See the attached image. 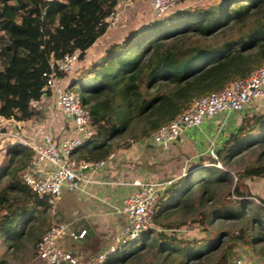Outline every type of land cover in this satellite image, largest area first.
<instances>
[{
  "label": "trees",
  "instance_id": "obj_1",
  "mask_svg": "<svg viewBox=\"0 0 264 264\" xmlns=\"http://www.w3.org/2000/svg\"><path fill=\"white\" fill-rule=\"evenodd\" d=\"M119 1L0 0V118L33 120L32 103L49 95L42 77L49 72L48 62L77 52L78 63H85L107 33L104 21ZM210 1L208 7L182 8L160 20L144 21L141 28H128L95 63L74 68V76L80 71L69 88L80 82L81 103L95 127V135L72 154L74 160L104 162L130 141L148 139L194 100L264 65V0ZM252 143L264 146V112L243 117L210 162L235 158L240 148ZM32 156L30 149L14 148L0 172V241L16 249L28 239L36 254L50 222L47 200L31 193L20 177ZM243 180H264V163L250 164L237 174L232 192L217 205L211 187L231 186L229 174L202 167L173 181L154 212V225L165 232H148L139 244L117 246L102 264H130L144 247L155 250L148 264H244L235 255L239 247L251 258L264 260V200L257 199L251 208L245 205L251 195ZM197 209L187 223L199 226L204 238L186 240L166 233L186 223L171 221L174 215ZM38 210L43 213L35 217ZM213 220L238 225L233 233L211 238Z\"/></svg>",
  "mask_w": 264,
  "mask_h": 264
},
{
  "label": "built area",
  "instance_id": "obj_2",
  "mask_svg": "<svg viewBox=\"0 0 264 264\" xmlns=\"http://www.w3.org/2000/svg\"><path fill=\"white\" fill-rule=\"evenodd\" d=\"M181 1L120 0L104 23L107 31L117 27L121 19V5L147 3L152 18L156 20L182 9ZM77 63V52L62 59H51L48 62L49 72L42 75L46 80L43 90L49 91V95L44 97H49L61 113L68 125L70 136L59 138L51 132H45L39 141H35L18 133L6 132L0 125V139L9 138L10 149L18 147L32 151L30 163L20 177L26 188L38 198H45L51 208L57 204L63 191L75 192L82 188L85 182L82 172L104 165V162L88 164L72 158V154L95 135L90 113L82 106L78 94L69 88L72 82L64 86L58 76V74L70 75ZM259 103H264V65L225 88L194 100L182 113L153 131L148 141L153 147L168 151L185 130L198 129L207 120L221 114L241 113ZM39 106L32 105L33 108ZM210 153L214 156L212 151ZM217 166L219 167L218 163ZM172 182L169 180L133 183L135 189L124 200L121 208L126 226L113 238L115 247H109L99 254L94 260L95 264H102L107 256L115 253L117 246L134 242L148 232L158 234L164 231L154 225V212L164 190ZM86 232V230L73 231L62 223L50 224L36 245L37 259L44 264H81V259L64 250L60 242L66 237L73 241L82 240Z\"/></svg>",
  "mask_w": 264,
  "mask_h": 264
},
{
  "label": "crops",
  "instance_id": "obj_3",
  "mask_svg": "<svg viewBox=\"0 0 264 264\" xmlns=\"http://www.w3.org/2000/svg\"><path fill=\"white\" fill-rule=\"evenodd\" d=\"M120 7L121 19L117 27L107 31L104 36L98 39L92 47V53L85 58V63L79 62L75 67H81L82 64L84 67H88L89 63H95L108 44L124 36L128 28H130L125 27L126 19L141 22L153 20L150 6L147 3L136 2L130 6L121 5ZM72 75L71 73L68 77L60 79L64 86L75 79V76ZM32 105H40L38 108L34 107L33 120L17 123L12 120H1L0 118V125L3 130L18 133L35 141H39L45 132H51L59 138L70 136L66 121L49 97L42 96L39 101L34 102ZM263 109L264 103H259L241 113L221 114L215 120H207L200 128L195 130L197 132L201 131L203 137L207 140L208 136L215 132L216 128L237 127L243 117L259 114ZM218 121L223 122V124L220 126ZM216 122L217 124H215ZM186 131L188 130L182 133L184 137L181 135L182 138L180 137V140L178 139L168 151L176 148L179 153L180 148L178 149V147L180 145L198 140L192 135L191 140H188ZM9 145V138L0 139V172L8 165V161L5 158L13 150L9 148ZM150 149L155 150L156 148L149 143L148 139H142L131 143L126 149L112 153L104 161V165L82 172L85 182L80 190L75 192L63 191L57 204L53 208L48 206L45 215L50 222L49 225L62 223L68 225L73 231H87L82 240L73 241L66 237L60 242L64 250L81 259V264H90L91 260H94L106 249L112 246L115 247L112 241L113 238L121 233L126 226L125 218L121 214V208L124 200L135 189L133 183L159 182L161 180L163 171H161L160 165L164 161L161 162L162 157L159 154H150L148 152ZM177 156L175 159L173 157L170 160L167 159V156L165 164L172 161L177 164ZM165 164L161 166H165ZM178 177L176 176L170 180L175 181ZM40 212L42 211L38 210L33 212V214L36 217ZM49 212L51 213L50 216ZM90 245H96L95 248L97 249H95L94 254L88 253L90 258L83 262L82 251H85ZM248 264H264V260L253 258Z\"/></svg>",
  "mask_w": 264,
  "mask_h": 264
},
{
  "label": "rangeland",
  "instance_id": "obj_4",
  "mask_svg": "<svg viewBox=\"0 0 264 264\" xmlns=\"http://www.w3.org/2000/svg\"><path fill=\"white\" fill-rule=\"evenodd\" d=\"M211 4L210 0H182L181 1V8H195L197 6L199 7H208ZM125 21V20H124ZM125 27L130 28H141V21H133L126 19L125 21ZM80 71V69L77 71V73ZM74 75V74H73ZM80 82L76 81V83L73 84V88L71 90L78 94L82 101V88L79 86ZM264 112V109L262 110V113ZM219 117V116H217ZM217 117L213 118L212 120H215ZM219 125L223 124V122L218 121ZM217 124V122L215 123ZM235 129L234 127L230 128H219L215 129V132H213L210 136H208L207 140L203 137V133L200 131L197 132L195 129H188L187 134L188 137L186 138L188 140H191V135L198 139L197 141L188 142L185 144H182L178 147L179 153L176 148L172 149L171 151H163L161 149H150L148 152L150 154L156 153L159 154V156L162 157L161 162L163 164L166 163V157L167 159H172L177 156L178 158L175 162H170L165 164V166L160 165L161 171L163 173L161 174V180L159 182H167L170 179L179 176L177 179L181 178L184 175L187 174H194V171L197 169H200L202 167L210 168V169H217L219 172L229 174L232 178V183L230 185H217L214 184L211 188L214 192L213 194V203L215 202L216 205L218 203L223 202L227 197L228 194L232 192L233 184L236 181L237 174H239L245 167L249 166L253 163H264V146H260L257 143H252L251 145L246 144L245 148H240V154L235 158H228L224 161H216L215 163H211L210 160L217 159L216 157V151L220 150L223 142L227 140L228 135ZM257 134V133H256ZM185 135V134H184ZM183 136V135H182ZM182 136H180L182 138ZM184 137V136H183ZM180 140V139H179ZM243 147V146H242ZM152 148V147H151ZM235 148V147H232ZM176 150V152H174ZM213 152V155H211L210 152ZM232 149H230V152ZM6 153V151H5ZM6 160L8 157L5 158ZM217 163L219 164V167L217 166ZM177 173V174H176ZM219 174H215V176H218ZM214 176V177H215ZM243 184L246 190L250 193V197L245 200L249 203H246L245 205L249 206L250 208L253 207L255 204H258L259 198L264 200V180H255L253 182L248 180H243ZM212 203V204H213ZM211 206L209 204L207 208ZM206 208V207H205ZM199 209L195 210L194 212L184 215V214H176L172 217L171 221H180V222H186L184 226L178 227L176 229H173L171 231H167V234H172L177 238H182L186 240H200L205 237V235L201 234L200 227L196 225H192L189 222L191 219H193L194 216H196ZM49 212V216H50ZM19 223L18 225H20ZM237 223L233 222H227V221H218L213 220V227L210 230V236L213 238L215 235H217L219 232H228L233 233L235 232L237 228ZM40 226V225H39ZM50 226V225H49ZM47 226L46 228H48ZM39 232V229L37 230V233ZM165 232V231H164ZM139 240H136V243L139 244ZM205 245V244H204ZM96 245H90L85 249V251H82V258L83 262H86L90 256L88 253H95ZM241 249V247H239ZM239 248L235 250V255L239 256L238 261L243 262L244 264H248L251 258L244 250V252H240ZM242 250V249H241ZM81 251V250H80ZM140 251V250H139ZM35 250L33 249V243L32 241L28 239H23L22 242L19 244V247L16 249H9L7 246L3 243V241H0V262L2 264H44L43 262L39 261L37 259L36 254H34ZM155 250L149 249L147 247H144L143 250L138 253V256L134 258L130 262V264H148L151 262ZM95 260V259H94ZM91 260L90 264H95V261ZM237 261V262H238ZM197 264V263H196Z\"/></svg>",
  "mask_w": 264,
  "mask_h": 264
},
{
  "label": "water",
  "instance_id": "obj_5",
  "mask_svg": "<svg viewBox=\"0 0 264 264\" xmlns=\"http://www.w3.org/2000/svg\"><path fill=\"white\" fill-rule=\"evenodd\" d=\"M160 19H162V18H160ZM160 19H156V20H160ZM87 171V170H86ZM228 256H229V258H230V254H228ZM231 259V258H230Z\"/></svg>",
  "mask_w": 264,
  "mask_h": 264
}]
</instances>
